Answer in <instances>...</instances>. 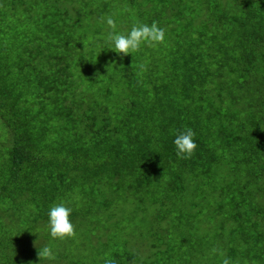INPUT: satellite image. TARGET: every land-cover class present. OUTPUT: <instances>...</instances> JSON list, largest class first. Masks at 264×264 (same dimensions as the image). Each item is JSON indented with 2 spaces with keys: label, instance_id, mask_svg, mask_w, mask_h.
I'll list each match as a JSON object with an SVG mask.
<instances>
[{
  "label": "trees",
  "instance_id": "obj_1",
  "mask_svg": "<svg viewBox=\"0 0 264 264\" xmlns=\"http://www.w3.org/2000/svg\"><path fill=\"white\" fill-rule=\"evenodd\" d=\"M114 5L164 41L102 49ZM61 201L143 215L151 254L103 264H264V0H0V264H37L4 228L40 230Z\"/></svg>",
  "mask_w": 264,
  "mask_h": 264
},
{
  "label": "rangeland",
  "instance_id": "obj_2",
  "mask_svg": "<svg viewBox=\"0 0 264 264\" xmlns=\"http://www.w3.org/2000/svg\"><path fill=\"white\" fill-rule=\"evenodd\" d=\"M123 9L117 5H114L110 9V14L119 16L117 29L121 32H125L127 28L126 21L121 17ZM107 14L109 13L107 12ZM101 28L104 29L102 30ZM96 29L99 30L97 36L103 39L107 30L106 25L100 22L94 30ZM92 32L89 35L93 39L95 36L92 35ZM81 207L85 209L88 206L87 204H83ZM95 210L92 208V211H90L91 214L85 216L79 215L71 219L75 226V235L72 237L53 241L48 234L46 225L40 230H28L26 232L23 231L22 227H27L19 224V221H16L17 223L15 222V225L4 228L5 230L9 229L8 231L10 232L6 233L15 237V242H11L10 244L7 236L2 241L6 245L22 248L27 258L37 255V258H35L38 261L37 264H103V257L107 256L114 248H118L120 251L124 248H129L131 251H137L138 249L139 255L142 254L143 258L151 254L153 248L150 244L154 240L150 237V227L148 224H144L141 219L143 217L141 213L133 211V205H125V203L119 202L117 204L116 215L113 217ZM16 227L19 231H15ZM176 233L171 232L170 235H176ZM170 235L169 238L163 241L168 242L171 237ZM46 236L47 240H44ZM49 243L54 248L55 259L47 260L45 258H38V252L43 246ZM160 244H162V241ZM203 247L208 249L206 245ZM205 258H207V255ZM133 264L139 263L135 262ZM191 264H208V259L200 260L194 258L191 260Z\"/></svg>",
  "mask_w": 264,
  "mask_h": 264
},
{
  "label": "clouds",
  "instance_id": "obj_3",
  "mask_svg": "<svg viewBox=\"0 0 264 264\" xmlns=\"http://www.w3.org/2000/svg\"><path fill=\"white\" fill-rule=\"evenodd\" d=\"M100 22L107 28L102 49H110L117 54H132L144 45L155 47L165 39V29L156 22L151 25L135 22L126 33L117 30L115 14L100 17ZM194 136L191 128H186L175 136L173 144L177 156H190L193 153L197 147ZM72 211L73 209L63 201L49 206L46 227L51 240H63L75 235V226L70 219ZM38 255L39 258L54 260L55 252L51 243L43 246ZM106 264H114V261L107 260ZM223 264H230L229 258L225 257Z\"/></svg>",
  "mask_w": 264,
  "mask_h": 264
}]
</instances>
